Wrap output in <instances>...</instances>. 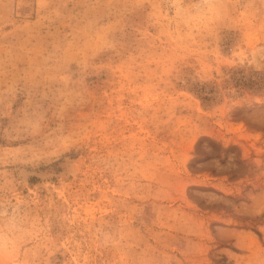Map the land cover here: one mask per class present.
<instances>
[{"label":"rangeland","instance_id":"rangeland-1","mask_svg":"<svg viewBox=\"0 0 264 264\" xmlns=\"http://www.w3.org/2000/svg\"><path fill=\"white\" fill-rule=\"evenodd\" d=\"M0 264H264V0H0Z\"/></svg>","mask_w":264,"mask_h":264},{"label":"bare ground","instance_id":"bare-ground-1","mask_svg":"<svg viewBox=\"0 0 264 264\" xmlns=\"http://www.w3.org/2000/svg\"><path fill=\"white\" fill-rule=\"evenodd\" d=\"M68 165H69V163H68ZM70 166H72V165H70ZM66 168H68V167H66ZM72 169H73V168H72ZM23 171H24V170H23ZM69 171H70V169H69ZM73 171H74V169H73ZM21 174H22V173H21ZM23 174H24V173H23ZM23 174H22V175H23ZM25 175H26V173H25ZM25 178H26V177H25Z\"/></svg>","mask_w":264,"mask_h":264}]
</instances>
